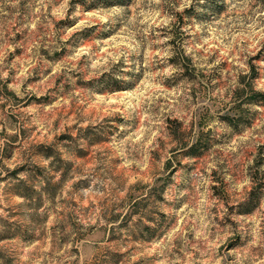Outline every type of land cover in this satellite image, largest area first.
<instances>
[{"label":"rangeland","instance_id":"obj_1","mask_svg":"<svg viewBox=\"0 0 264 264\" xmlns=\"http://www.w3.org/2000/svg\"><path fill=\"white\" fill-rule=\"evenodd\" d=\"M0 264H264V0H0Z\"/></svg>","mask_w":264,"mask_h":264},{"label":"trees","instance_id":"obj_2","mask_svg":"<svg viewBox=\"0 0 264 264\" xmlns=\"http://www.w3.org/2000/svg\"><path fill=\"white\" fill-rule=\"evenodd\" d=\"M252 100H255V97H251ZM192 149H194V147H192ZM253 203H255V186L253 187V190L250 194L249 197V201H248V205H253Z\"/></svg>","mask_w":264,"mask_h":264}]
</instances>
